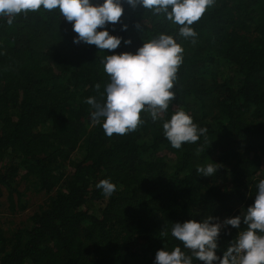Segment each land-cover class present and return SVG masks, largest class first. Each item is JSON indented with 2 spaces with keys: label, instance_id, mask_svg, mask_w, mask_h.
Returning <instances> with one entry per match:
<instances>
[{
  "label": "trees",
  "instance_id": "obj_1",
  "mask_svg": "<svg viewBox=\"0 0 264 264\" xmlns=\"http://www.w3.org/2000/svg\"><path fill=\"white\" fill-rule=\"evenodd\" d=\"M122 21L128 31L116 25L110 34L132 42L117 53L161 32L182 44L162 119L183 108L206 137L173 149L147 112L136 131L106 136L84 102H102L106 53L73 44L77 34L59 14L19 15L12 25L0 18V196L17 213L27 193L44 194L23 220L0 223V264H153L163 244L191 255L171 236L174 222L222 221L252 203L264 178V0H215L192 25L194 40L139 7L126 6ZM211 161L216 173H197ZM102 179L117 185L111 197L96 187Z\"/></svg>",
  "mask_w": 264,
  "mask_h": 264
},
{
  "label": "clouds",
  "instance_id": "obj_2",
  "mask_svg": "<svg viewBox=\"0 0 264 264\" xmlns=\"http://www.w3.org/2000/svg\"><path fill=\"white\" fill-rule=\"evenodd\" d=\"M215 0H0V18L12 25L17 16L44 12L59 14L70 22L76 33L73 44L95 45L106 55L101 60L103 72L108 76L102 102L88 97L85 103L93 109V124H100L108 137L113 134L132 133L145 123L142 113L147 112L155 123L162 120L164 138L173 149L195 144L206 137L208 129L195 122L193 116L178 108L170 118L168 112L172 91L184 59V47L176 36L161 32L146 40L135 52H115L130 39L110 34L116 25L128 31L129 24L122 21L126 6L142 8L178 26V35L184 38L197 36L192 25L199 21ZM112 26L111 29L109 26ZM138 26V25H137ZM97 89L100 85H95ZM221 167L212 162L197 166L203 176H212ZM96 187L111 197L117 185L110 179L100 180ZM227 229L230 244L218 252L221 229ZM235 230V235L232 232ZM171 236L182 243L168 250L163 244L155 252L153 264H264V178L258 180L251 204L242 207L239 214L222 221L216 216L204 219L189 218L172 224Z\"/></svg>",
  "mask_w": 264,
  "mask_h": 264
},
{
  "label": "rangeland",
  "instance_id": "obj_3",
  "mask_svg": "<svg viewBox=\"0 0 264 264\" xmlns=\"http://www.w3.org/2000/svg\"><path fill=\"white\" fill-rule=\"evenodd\" d=\"M44 197L43 193H39V194H29L27 193V195H25L23 197V199H25L27 207L25 210L22 211H18L17 213H13L12 211H9L6 209V198L5 195L0 196V223H2V221L7 220V219H13L16 221L19 220H23L25 218V216H27L29 213L32 212L33 208L35 205H37V203L42 202V199Z\"/></svg>",
  "mask_w": 264,
  "mask_h": 264
}]
</instances>
